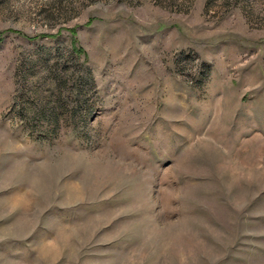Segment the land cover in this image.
<instances>
[{"label": "rangeland", "instance_id": "374dc122", "mask_svg": "<svg viewBox=\"0 0 264 264\" xmlns=\"http://www.w3.org/2000/svg\"><path fill=\"white\" fill-rule=\"evenodd\" d=\"M0 264H264V0H0Z\"/></svg>", "mask_w": 264, "mask_h": 264}]
</instances>
